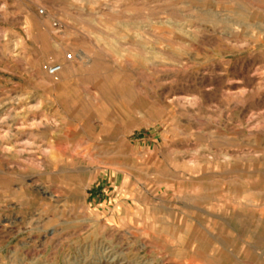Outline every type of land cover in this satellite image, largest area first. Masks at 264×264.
Masks as SVG:
<instances>
[{
  "label": "rangeland",
  "instance_id": "obj_1",
  "mask_svg": "<svg viewBox=\"0 0 264 264\" xmlns=\"http://www.w3.org/2000/svg\"><path fill=\"white\" fill-rule=\"evenodd\" d=\"M0 264H264V0H0Z\"/></svg>",
  "mask_w": 264,
  "mask_h": 264
},
{
  "label": "built area",
  "instance_id": "obj_2",
  "mask_svg": "<svg viewBox=\"0 0 264 264\" xmlns=\"http://www.w3.org/2000/svg\"><path fill=\"white\" fill-rule=\"evenodd\" d=\"M41 13L43 12L42 10H39ZM67 58H71V55H68ZM47 73L51 76L57 75L61 70H62V65L59 63H52L49 64L45 67Z\"/></svg>",
  "mask_w": 264,
  "mask_h": 264
},
{
  "label": "bare ground",
  "instance_id": "obj_3",
  "mask_svg": "<svg viewBox=\"0 0 264 264\" xmlns=\"http://www.w3.org/2000/svg\"><path fill=\"white\" fill-rule=\"evenodd\" d=\"M245 17V16H244ZM260 76V75H259ZM221 220V219H220ZM119 238V237H118ZM113 243V242H112ZM177 250V249H176ZM176 252V251H175ZM228 260V259H227ZM97 261V260H96Z\"/></svg>",
  "mask_w": 264,
  "mask_h": 264
}]
</instances>
